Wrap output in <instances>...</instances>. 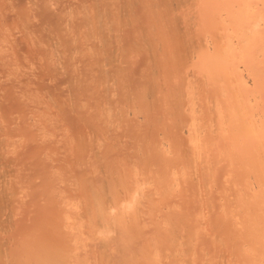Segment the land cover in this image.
I'll list each match as a JSON object with an SVG mask.
<instances>
[{
    "label": "bare ground",
    "instance_id": "1",
    "mask_svg": "<svg viewBox=\"0 0 264 264\" xmlns=\"http://www.w3.org/2000/svg\"><path fill=\"white\" fill-rule=\"evenodd\" d=\"M0 264H264V0H0Z\"/></svg>",
    "mask_w": 264,
    "mask_h": 264
}]
</instances>
